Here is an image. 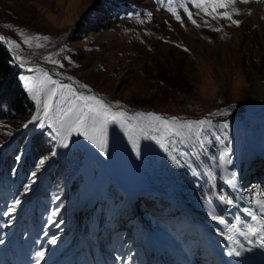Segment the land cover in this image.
<instances>
[{
    "label": "rangeland",
    "instance_id": "374dc122",
    "mask_svg": "<svg viewBox=\"0 0 264 264\" xmlns=\"http://www.w3.org/2000/svg\"><path fill=\"white\" fill-rule=\"evenodd\" d=\"M76 29L79 38L71 40ZM0 35L24 64L15 62L37 108L19 119L2 146L0 167L31 142L42 150L43 128L55 140L22 191L0 181L6 241L21 215L24 227L35 229L43 216L39 201L52 215L50 260L60 253L55 245L69 248L78 227L85 231L93 217L90 243L102 250L109 241L115 264H152L149 228L168 240L165 257L172 264H223L197 247L200 222L190 210L220 233L224 205L233 199L264 224V0H0ZM15 126L0 123V135ZM27 130L23 144L15 143ZM74 149L83 152L77 191H69L67 202L46 199L41 192L55 177L57 160ZM166 159L203 183L199 205L173 181L162 192L149 187L146 175ZM129 198L136 201L134 213ZM241 233L229 234L231 250L218 247L222 257L239 264V254L242 264H264L253 238L247 234L251 241H244Z\"/></svg>",
    "mask_w": 264,
    "mask_h": 264
},
{
    "label": "trees",
    "instance_id": "16d2710c",
    "mask_svg": "<svg viewBox=\"0 0 264 264\" xmlns=\"http://www.w3.org/2000/svg\"><path fill=\"white\" fill-rule=\"evenodd\" d=\"M77 30L73 31L69 37L71 40L79 38ZM19 74L18 65L13 57L0 44V123L11 120L14 124L16 123L12 130L6 132L5 135H0V155L6 153L4 151L1 152V148L10 141L17 127L20 126L19 119H29L37 111L27 90L23 87ZM28 132L27 130L20 134L14 142L22 145L28 137ZM40 134L43 144L42 150H38L31 142L25 152L22 153L21 149L15 158L2 164L0 167V179L13 178L21 185L26 183L30 174H33V176L38 174L36 172L37 162L41 159L46 160L49 158L55 146L54 136L49 128H43ZM217 152V150H213L210 155L214 157ZM19 156L23 157L21 161L17 160ZM82 156L83 152L80 149H74L57 160L56 175L48 182L46 189L52 196L60 198V203L67 202L70 199L69 191L71 189H75V191L78 189V184L81 180L79 169ZM165 164L173 183L183 192L192 205H199L205 198L201 188L203 183L180 164L169 159H166ZM146 179L151 189H157L162 192L165 188L170 187V181L162 166L154 167L153 172L150 175H146ZM115 183L111 182L110 184ZM109 200H111L110 197Z\"/></svg>",
    "mask_w": 264,
    "mask_h": 264
},
{
    "label": "bare ground",
    "instance_id": "6f19581e",
    "mask_svg": "<svg viewBox=\"0 0 264 264\" xmlns=\"http://www.w3.org/2000/svg\"><path fill=\"white\" fill-rule=\"evenodd\" d=\"M228 50H230V48ZM120 111L124 112V110H120ZM224 209H225V213H224L225 218L220 223L222 224V226L225 228L226 231L227 230L229 231V232L227 231L228 236L229 234H232V235L235 234L236 231H238V233L242 232L241 233L242 235H240V237H243L244 241L248 240L247 242H250L251 240H249V238L246 236L247 234H249L253 238V241H254V244L251 243L254 247V250H256L261 255L264 261V243L262 239V233L255 227L254 222L250 219V217L248 216V213L241 207V205L235 204L233 199L230 202L225 203ZM234 236L239 238L237 234ZM228 241L229 242L231 241L230 237H228ZM232 242L234 245H238L237 243H242L243 240L241 239L232 240Z\"/></svg>",
    "mask_w": 264,
    "mask_h": 264
},
{
    "label": "water",
    "instance_id": "95a60500",
    "mask_svg": "<svg viewBox=\"0 0 264 264\" xmlns=\"http://www.w3.org/2000/svg\"><path fill=\"white\" fill-rule=\"evenodd\" d=\"M0 44L3 45V46L6 48V50L11 54V56L13 57V59H14L15 62L19 63L20 65H24V64L20 63L19 61H17V57H16L15 52H14L13 49H12V48L6 43V41L1 37V35H0ZM45 69H46L49 73H51V74H53V75H55V76H58L56 73H54V72L51 71L50 69H48V68H46V67H45ZM58 77H59V76H58ZM76 88H77V87H76ZM77 90L83 91L84 89H81V88L79 89V88H77ZM93 93L96 94V92H94V91H93ZM118 108H125V107H123V106H117L116 109H118ZM134 110H135V109H133V110H132V109H131V110H128V109H127L126 112L130 113V112H133ZM170 117L175 118V119H178L181 123H183V122L185 121V117H180V116H176V115H170ZM200 163H201V165L204 167L206 174H207L208 176H210V172L207 170L205 164H203L202 161H200ZM163 169H164V171H165V173H166L168 179L170 180V176H169V174H167L168 171L166 170V168H165L164 166H163Z\"/></svg>",
    "mask_w": 264,
    "mask_h": 264
}]
</instances>
